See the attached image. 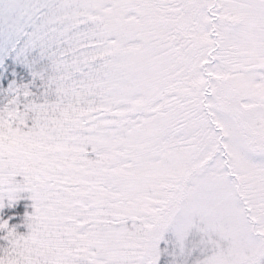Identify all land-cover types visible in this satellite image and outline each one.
Segmentation results:
<instances>
[{
	"label": "snow or ice",
	"instance_id": "6c2138e0",
	"mask_svg": "<svg viewBox=\"0 0 264 264\" xmlns=\"http://www.w3.org/2000/svg\"><path fill=\"white\" fill-rule=\"evenodd\" d=\"M0 264H264V0H0Z\"/></svg>",
	"mask_w": 264,
	"mask_h": 264
},
{
	"label": "rangeland",
	"instance_id": "374dc122",
	"mask_svg": "<svg viewBox=\"0 0 264 264\" xmlns=\"http://www.w3.org/2000/svg\"><path fill=\"white\" fill-rule=\"evenodd\" d=\"M21 196L23 198L13 206H9L5 200V207L0 210V220H8L10 228L15 227L18 234L26 236L29 233L26 221L28 215L34 212L32 207L34 202L30 199V193H21ZM6 235V230H0V255H3V250L9 246L8 240L5 239Z\"/></svg>",
	"mask_w": 264,
	"mask_h": 264
}]
</instances>
